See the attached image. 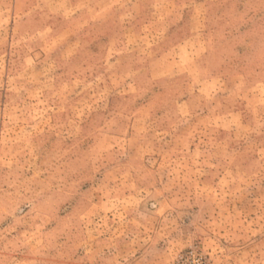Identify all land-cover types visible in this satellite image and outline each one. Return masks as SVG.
Returning a JSON list of instances; mask_svg holds the SVG:
<instances>
[{"label": "rangeland", "instance_id": "374dc122", "mask_svg": "<svg viewBox=\"0 0 264 264\" xmlns=\"http://www.w3.org/2000/svg\"><path fill=\"white\" fill-rule=\"evenodd\" d=\"M51 1L0 0V264H264V0Z\"/></svg>", "mask_w": 264, "mask_h": 264}, {"label": "crops", "instance_id": "0c3cea01", "mask_svg": "<svg viewBox=\"0 0 264 264\" xmlns=\"http://www.w3.org/2000/svg\"><path fill=\"white\" fill-rule=\"evenodd\" d=\"M78 1H82V2H86V1H89V0H68V6L74 11L73 13H76V15L78 14V13H80L79 15L81 16L80 18H78V20H76L77 22H80V19H82V14L86 11V7H85V9H83L84 8V6L85 5H82V6H78ZM90 1H94V0H90ZM56 0H54V1H51L50 3H48V5H47V11H48V13L51 15L52 14V18L54 19H56V20H58L60 17H62L61 16V11H62V8H56L55 6H54V4L56 5ZM75 18V16H73V17H70V19H74ZM93 20V19H92ZM90 21H91V19L90 20H86L85 22H84V24H83V26H87V25H89V23H90ZM70 43H74V44H78L79 43V41L78 40H76L75 38H71L70 40H68L66 43H65V45L67 44V45H69Z\"/></svg>", "mask_w": 264, "mask_h": 264}, {"label": "built area", "instance_id": "2783aa9c", "mask_svg": "<svg viewBox=\"0 0 264 264\" xmlns=\"http://www.w3.org/2000/svg\"><path fill=\"white\" fill-rule=\"evenodd\" d=\"M176 264H208L205 256L196 247H190L177 258Z\"/></svg>", "mask_w": 264, "mask_h": 264}]
</instances>
